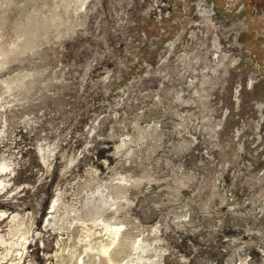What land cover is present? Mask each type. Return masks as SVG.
<instances>
[{
    "label": "rangeland",
    "instance_id": "374dc122",
    "mask_svg": "<svg viewBox=\"0 0 264 264\" xmlns=\"http://www.w3.org/2000/svg\"><path fill=\"white\" fill-rule=\"evenodd\" d=\"M112 226L107 263L264 264V0H0V264Z\"/></svg>",
    "mask_w": 264,
    "mask_h": 264
},
{
    "label": "bare ground",
    "instance_id": "6f19581e",
    "mask_svg": "<svg viewBox=\"0 0 264 264\" xmlns=\"http://www.w3.org/2000/svg\"><path fill=\"white\" fill-rule=\"evenodd\" d=\"M4 214H5L4 212H1V215H4ZM107 230L109 231L111 238H110L109 241H107L108 243L105 242L104 244H102V247H101V249L99 251V255H102V257H104V258H102L100 260V262H103L104 264L107 263L106 262V259L108 260V255L107 254L109 252V247H110L109 244L114 243L117 240V238H118L119 227L118 226H112L111 228H107ZM25 239H27V238H25ZM77 260L79 262L84 263V255H83V252H80L79 253V255L77 256ZM107 264H111V263L108 262Z\"/></svg>",
    "mask_w": 264,
    "mask_h": 264
}]
</instances>
